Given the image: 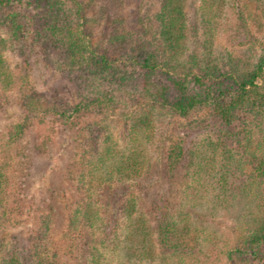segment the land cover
<instances>
[{"label": "trees", "instance_id": "1", "mask_svg": "<svg viewBox=\"0 0 264 264\" xmlns=\"http://www.w3.org/2000/svg\"><path fill=\"white\" fill-rule=\"evenodd\" d=\"M19 1L0 0V90L23 86L28 114L11 124L6 144H16L32 119L44 123L36 114L42 94L34 87L39 75L34 68L40 64L61 74L76 95L61 109H44L56 125L91 112L104 118L119 110L123 118L116 134L97 122L84 138L86 159L75 179L80 196L67 216L77 242L75 264H187V259L209 264L214 235L205 223L233 202L243 209L226 260L264 262V49L254 59L224 60L214 44V22L224 0H197V5L188 0H101L96 7L91 0H39L29 14L17 8ZM131 1L141 29L125 19ZM187 7L194 9L197 22L188 21ZM105 20L108 30L100 44H93L95 28ZM198 25L204 29L200 45ZM7 48L18 62L17 74L6 59ZM203 108L208 112L199 121L202 137L191 147L184 138L170 145L165 167L168 172L179 165L186 170L191 182L178 193L191 202L209 178L215 189L211 206L205 212L196 211L194 202L187 209L183 203L172 207L157 194L146 215L135 194L143 185L146 143L167 117L169 125L174 116L184 118ZM26 151L23 178L33 158ZM8 185L0 173V220L13 210L14 199L7 197L14 196L15 187L9 191ZM101 204L107 208L99 209ZM41 226L48 229L46 220ZM42 250L18 240L0 243V264H66Z\"/></svg>", "mask_w": 264, "mask_h": 264}, {"label": "rangeland", "instance_id": "2", "mask_svg": "<svg viewBox=\"0 0 264 264\" xmlns=\"http://www.w3.org/2000/svg\"><path fill=\"white\" fill-rule=\"evenodd\" d=\"M38 1L20 0L19 3L17 2V8L23 13H33V7ZM100 1L91 0L93 7H96ZM147 1L149 0H143L144 3ZM153 1L156 4V0ZM188 1H195L197 5V0ZM135 4V1H131L126 5L125 19L130 25L137 23L134 25L137 29H141L142 27L136 21L137 6ZM222 6L223 11L218 14V21L214 22L216 25L214 44L217 51L223 54L224 60L237 56L256 58L264 49V0H224ZM187 14L191 24L197 22L198 17L193 8L187 7ZM154 25L152 23L153 31ZM108 27L109 24L105 20L95 28L93 44L101 43L102 32L107 31ZM145 27L150 30L149 26ZM197 28L200 45L204 43L202 35L204 29L201 25ZM5 55L12 72L17 74L19 65L10 48H7ZM34 69L39 73L35 76L37 80L34 81V87L42 94L40 98L42 105L36 114L41 115V118L45 120L44 123H38L32 119L31 127L24 131L16 144H6V134L11 124L28 114L25 102L27 98L21 95L24 94L23 86L19 87L17 84L8 90H0V173L6 176L9 191L10 188L15 187L14 196L7 197L9 201L14 199L9 205L13 210L8 217L0 220V243L6 244L18 240L20 245L28 247H31L33 243L38 244L42 251L48 253L49 258L58 255L61 258L59 262L75 264L77 261L74 257V249L77 242L71 234L67 216L69 209L80 196L75 179L76 173L86 159L87 142L84 138L87 136L89 127L97 122L106 123L116 134L123 118L119 110L104 118L91 112L76 117L71 124L56 125L55 118L44 109L53 105L61 109L66 104L74 103L76 95L73 87L61 74L48 71L42 64ZM197 74L200 75L201 72L198 71ZM207 112L208 108H203L184 118L174 116L169 125L166 124L169 119L167 117L164 124L159 122L160 129L146 143L145 148L143 145L147 163L140 178L143 185L135 194L138 197V208L146 215H149L152 200L157 194H162L168 199L172 207L183 203L182 207L187 209L191 208L194 202L197 204L196 211L205 212L204 207L211 206L210 198L215 189L210 187L209 178L205 179L203 192L201 194L197 192L193 196L194 201L191 202L189 196L178 193L191 182L189 176L186 177V170L179 165L168 172L165 167L170 145L184 138L186 145L191 147L194 139L202 137L203 128L199 121L206 117ZM189 121H195L196 125L192 127ZM26 149L33 158L27 175L23 178L26 172L23 165ZM15 199L19 203L15 202ZM14 205L19 207L21 213L26 212V215L20 214ZM112 206L111 203L108 209L110 210ZM105 207L101 204L99 209L103 210ZM242 209L241 204L233 202L227 210L219 208L212 212L213 216L205 223L207 226L205 230L214 235L213 245L207 251L209 264H232L226 260L225 251L238 237V229L235 225L240 223L238 219ZM43 219L46 220L48 229L41 226ZM88 236L91 238V235ZM186 261L187 264H192L193 259ZM249 263L264 264L258 261H249Z\"/></svg>", "mask_w": 264, "mask_h": 264}]
</instances>
